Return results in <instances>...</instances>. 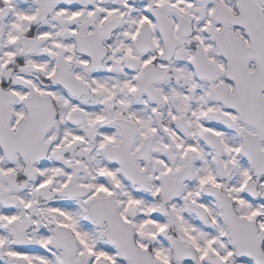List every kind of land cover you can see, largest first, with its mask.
<instances>
[{
  "label": "snow or ice",
  "instance_id": "6c2138e0",
  "mask_svg": "<svg viewBox=\"0 0 264 264\" xmlns=\"http://www.w3.org/2000/svg\"><path fill=\"white\" fill-rule=\"evenodd\" d=\"M0 264H264V0H0Z\"/></svg>",
  "mask_w": 264,
  "mask_h": 264
}]
</instances>
